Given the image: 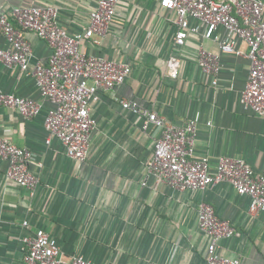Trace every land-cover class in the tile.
Instances as JSON below:
<instances>
[{"label": "crops", "instance_id": "obj_1", "mask_svg": "<svg viewBox=\"0 0 264 264\" xmlns=\"http://www.w3.org/2000/svg\"><path fill=\"white\" fill-rule=\"evenodd\" d=\"M264 1V0H263ZM99 0H0L13 18L15 8L52 6L57 23L71 33L82 31ZM185 44L175 43L178 17L155 0H120L108 33L82 43V50L131 67L125 81L101 90L91 101L95 126L87 158L67 154L57 136L50 137L45 117L53 102L44 97L33 76L0 60V88L34 98L39 112L30 118L0 106V136L32 152L34 190L8 176L0 157V264H26L24 236L44 230L56 239L66 260L82 255L94 264H207L210 236L199 226V206H213L239 235L222 238L218 252L242 264H264V211L252 212L251 199L228 182L205 190H178L150 171L154 128L143 130L140 114L123 107L134 100L182 126L198 118L193 157L206 158L214 171L221 156L243 158L264 174V118L241 104L251 69L247 56L224 53L220 42L205 38L206 25L195 18ZM225 36L224 30L220 32ZM32 52L30 68L47 65L48 42L25 31ZM246 54L248 45L239 40ZM220 54L218 84L198 61L200 47ZM9 47L0 32V48ZM175 56L180 73L170 74ZM27 221L28 225L24 222Z\"/></svg>", "mask_w": 264, "mask_h": 264}, {"label": "built area", "instance_id": "obj_2", "mask_svg": "<svg viewBox=\"0 0 264 264\" xmlns=\"http://www.w3.org/2000/svg\"><path fill=\"white\" fill-rule=\"evenodd\" d=\"M120 0H99L90 16V23L82 31L69 32L57 23L58 9L52 6L15 8L13 18L0 8V32L9 44L0 48V60L7 65H18L33 76L41 94L53 102L45 117V128L57 136L67 154L79 161L88 155L91 132L95 121L91 115V101L101 90H113L125 81L131 67L109 59L85 53L81 46L86 39L108 33ZM178 17L175 43L184 45L192 31L190 19L206 25L205 38L220 42L224 53L247 56L251 60L248 81L242 92L241 104L247 110L264 118V1L263 0H155ZM224 30L225 36L220 32ZM25 31L33 32L47 41L52 55L47 65L39 62L30 68L32 47ZM244 41L248 53L237 45ZM203 71L218 84L221 72L220 54L207 51L203 46L198 53ZM170 74L177 78L180 66L175 56L168 61ZM124 108L140 114L143 130L154 128L155 149L149 163L150 171L166 184L178 190H205L210 185L230 183L238 194L250 197L252 212L264 211V174H257L243 158L221 156L212 170L206 158L193 157L194 137L198 128L194 120L178 126L155 111L143 108L134 100H121ZM0 106L14 108L23 116H35L41 105L31 97L7 93L0 88ZM0 157L8 160V176L21 186L34 190L38 178L30 170L32 152L8 138L0 136ZM28 225V222H24ZM199 226L210 236L207 264H242L239 258L221 255L219 241L239 235L230 222L220 217L209 203L199 206ZM27 251L26 264H94L82 255L66 260L56 239L40 229L23 238Z\"/></svg>", "mask_w": 264, "mask_h": 264}]
</instances>
